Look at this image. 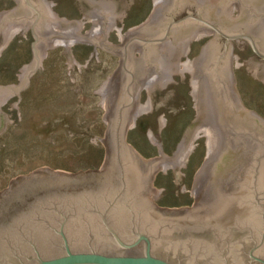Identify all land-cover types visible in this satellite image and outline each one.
I'll return each mask as SVG.
<instances>
[{"label":"water","instance_id":"water-1","mask_svg":"<svg viewBox=\"0 0 264 264\" xmlns=\"http://www.w3.org/2000/svg\"><path fill=\"white\" fill-rule=\"evenodd\" d=\"M15 1L0 13V59L32 28V67L0 86V108L18 97L21 109L48 51L67 48L69 71L71 48L121 59L95 92L112 100L107 168L11 181L0 193V264H170L154 255L160 246L201 251L209 264H246L248 253L264 264V0H156L149 24L125 35L128 1L81 0L79 22L60 20L50 0ZM6 125L0 110V137ZM195 200L190 215L153 204ZM200 228L215 241L169 240Z\"/></svg>","mask_w":264,"mask_h":264},{"label":"rangeland","instance_id":"rangeland-1","mask_svg":"<svg viewBox=\"0 0 264 264\" xmlns=\"http://www.w3.org/2000/svg\"><path fill=\"white\" fill-rule=\"evenodd\" d=\"M104 2L105 0H92ZM128 1L126 19L117 23L125 35L144 26L157 8L156 0ZM60 20L79 22L86 14L81 0H50ZM163 6H159L158 10ZM15 0H0V13L17 10ZM4 42H0V52ZM95 45L71 48L78 68L69 71L67 48L48 51L45 69L30 79L20 110L18 97L0 108L13 125L0 137V193L18 177L39 169L61 173L99 170L107 161L109 110L95 97L119 70L121 57ZM32 67V28L17 34L0 59V86L19 84L21 69Z\"/></svg>","mask_w":264,"mask_h":264},{"label":"flooded vegetation","instance_id":"flooded-vegetation-1","mask_svg":"<svg viewBox=\"0 0 264 264\" xmlns=\"http://www.w3.org/2000/svg\"><path fill=\"white\" fill-rule=\"evenodd\" d=\"M153 204L156 207L162 208V209H174V210L191 209L192 211L187 212V214H186V215H190V214H193L196 212L195 208L197 207V200H195L191 205H188V206L184 205L183 207L179 206V207L163 208L154 202H153ZM203 208H205V207H203ZM200 213H202V212H200ZM182 218H184V217L178 218L177 223H179L182 220ZM243 234H245V232L236 233L234 239L235 240L238 239ZM188 235H190L194 240H197V241L208 240L210 243H212V241H215V238L212 235V232L210 231V229H207V228H200L199 230H196V231L192 232L191 234L187 233L186 231L173 232V234L171 235V238H169V240H171V241L184 240V238H186ZM218 250H220V254L218 253V255L222 258L224 255V253H223L224 250H221L220 247H218ZM153 253L156 257L162 258L163 260H166L170 264H209L208 263L209 258H207L204 254H202L201 251L193 250L191 248L189 250H186L185 252H183V251H180L179 249L174 250V249H171L168 247L165 248L163 246H160L158 248L155 247ZM242 255H243V251H242ZM248 259H249V263H246V264L255 263L254 261H253V263H251L252 260L249 257V253H248ZM244 260H245V258H244ZM222 261H223V259H222Z\"/></svg>","mask_w":264,"mask_h":264},{"label":"bare ground","instance_id":"bare-ground-1","mask_svg":"<svg viewBox=\"0 0 264 264\" xmlns=\"http://www.w3.org/2000/svg\"><path fill=\"white\" fill-rule=\"evenodd\" d=\"M156 2V1H155ZM156 11H158V7L154 10V12H156ZM149 22H150V19H149V21L145 24V25H148L149 24ZM144 25V26H145ZM141 27H143V26H141ZM136 30V29H135ZM132 31H134V30H132ZM131 31V32H132ZM130 33V32H129ZM106 85V84H105ZM105 85H104V87L101 89V92H104V89H105ZM109 102V101H108ZM108 102H106L105 104H104V108L108 111L109 110V105L110 104H108ZM105 168H107V163H105Z\"/></svg>","mask_w":264,"mask_h":264}]
</instances>
